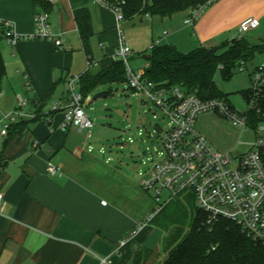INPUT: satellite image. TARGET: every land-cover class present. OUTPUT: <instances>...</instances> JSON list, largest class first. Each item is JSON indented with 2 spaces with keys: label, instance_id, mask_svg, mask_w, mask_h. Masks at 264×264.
Instances as JSON below:
<instances>
[{
  "label": "crops",
  "instance_id": "obj_1",
  "mask_svg": "<svg viewBox=\"0 0 264 264\" xmlns=\"http://www.w3.org/2000/svg\"><path fill=\"white\" fill-rule=\"evenodd\" d=\"M50 1L49 29L61 39V49L52 38H30L37 13L34 0H0V21L12 22L22 37L11 45L0 26V53L6 65L0 121L4 114L22 113L7 136L0 134V191L5 194L0 264H134L139 249L150 250L144 264H157L164 254L156 241L164 231L153 220L146 221L156 206L142 185L148 169L131 164L118 148L112 151L94 142V126L82 131L64 126L70 76L95 74L116 60L120 32L115 14L96 0ZM232 1H218L194 26L185 24L189 12L179 18L136 16L146 23L138 27L121 22L130 55L155 44H174L189 52L216 46L213 43L221 36L234 39L230 37L238 35L235 30L250 15L232 18L236 16ZM79 8L90 11L91 54L84 50L75 20ZM21 99L27 101L25 106ZM55 103L60 107L52 111ZM49 162L60 168L58 174L49 173Z\"/></svg>",
  "mask_w": 264,
  "mask_h": 264
},
{
  "label": "built area",
  "instance_id": "obj_2",
  "mask_svg": "<svg viewBox=\"0 0 264 264\" xmlns=\"http://www.w3.org/2000/svg\"><path fill=\"white\" fill-rule=\"evenodd\" d=\"M111 9L120 32V46L115 51L116 60L123 59L127 67L129 88L137 95L152 99L169 117L166 130L161 133L164 146V159L143 173L142 185L149 192L156 193V206L146 221H152L163 206L180 193H190L195 197L197 206L212 219L226 218L238 224L254 241L264 243V61L251 72L252 88L247 95V109H237L229 100L221 97L202 99L195 94H185L180 88L157 89L144 78V68L135 71L129 55L132 49L120 28L124 18L125 0H96ZM216 0H209L211 4ZM208 4L192 8L185 24L194 26ZM259 25L255 17L244 19L239 25L243 35ZM3 36L8 43L15 45L22 37L15 32L12 22L1 20ZM49 13L37 12L35 31L30 38H52L58 48H62L60 38L54 37L49 29ZM89 61V65H91ZM242 62V65H245ZM81 75L75 74L68 79L69 104L64 113V126L74 125L90 130L94 121L87 113L84 97L79 90ZM21 99L20 105L25 106ZM58 103L52 111L59 109ZM215 112L244 128L253 129L256 136L246 152L233 153L218 149L207 136L196 128L200 114ZM21 112L4 114L0 121V134L7 136L11 124ZM52 175L60 168L48 163ZM167 191L168 200L163 201L162 192ZM5 194L0 191V213L3 211ZM141 227V226H140ZM134 229L129 239L140 230ZM106 261V260H104Z\"/></svg>",
  "mask_w": 264,
  "mask_h": 264
},
{
  "label": "trees",
  "instance_id": "obj_3",
  "mask_svg": "<svg viewBox=\"0 0 264 264\" xmlns=\"http://www.w3.org/2000/svg\"><path fill=\"white\" fill-rule=\"evenodd\" d=\"M208 3L209 0H125L124 18L140 15L172 17ZM34 4L37 12H49L52 8L50 0H34ZM75 20L84 50L91 54L94 29L90 11L76 9ZM258 52H264V40L252 42L243 34L220 45L200 46L189 52L179 50L174 44H155L139 55L147 62L144 78L157 89L178 87L185 94H195L202 99L221 97L229 100L218 87L216 74L220 71L225 79H230L242 62H250ZM5 75L6 65L0 53V93ZM122 82L128 83L127 67L123 59H118L95 74L90 71L81 74L79 90L85 99L99 86ZM262 155L264 160V151ZM191 198L190 193L178 194L153 219L156 225L168 231L174 225L181 226L182 219L192 213L188 233L182 235L181 229L176 228L177 231L168 236L164 258L159 264H264V243L254 241L229 219H212L198 206H192ZM149 254L150 250L139 249L134 264H144Z\"/></svg>",
  "mask_w": 264,
  "mask_h": 264
},
{
  "label": "rangeland",
  "instance_id": "obj_4",
  "mask_svg": "<svg viewBox=\"0 0 264 264\" xmlns=\"http://www.w3.org/2000/svg\"><path fill=\"white\" fill-rule=\"evenodd\" d=\"M207 5L202 14H205L212 6L218 3ZM232 3L236 6L235 12L238 15H250L259 20V25L245 33V35L252 42H261L264 40V0H233ZM235 6H231L233 9ZM186 15L185 12H179L176 18ZM182 18V17H181ZM147 22V20L145 21ZM197 22V21H196ZM122 24H130L134 26H142L139 18L133 17L132 19H124ZM182 25L183 20H182ZM196 25V23H195ZM233 25V29L236 27ZM186 26V25H184ZM187 27V26H186ZM239 29V27H238ZM191 32L192 28H189ZM238 37L239 30H235ZM197 34V33H196ZM227 38L222 37L216 40L214 45L222 44ZM227 41V40H226ZM203 45H208L207 42ZM212 45V44H211ZM144 51V50H143ZM141 52V51H140ZM264 61V52H258L255 57L247 62L242 67L235 70L234 75L230 79H225L219 71L215 80L222 92L228 95L229 100L237 109H247V95L252 88L251 72L254 68ZM129 62L137 72L141 71V67L145 66L146 60L139 55L136 50L133 55H129ZM80 88V86H79ZM106 91L108 94L103 97L94 99V96L99 92ZM84 105L90 117L94 121V128L91 130L93 133L94 142L108 146L112 151L118 148V153L124 157L129 158V162L137 165L140 169H149L156 163H160L164 159V146L161 140V133L166 130L169 117L165 114L164 110L159 107L152 99L146 96L137 95L133 92L127 82L113 83L109 86H99L91 91L84 99ZM206 113L215 114L213 117H204ZM199 115L196 128L209 140L213 142L218 141L221 147L216 146L218 149L225 152L241 153L250 149L251 143L255 139V132L253 129L245 130L244 128L235 125L232 120L223 117L213 111L206 112ZM201 126H203L202 130ZM123 147V148H121ZM138 169V170H139ZM155 200L156 193L150 192ZM193 196V195H192ZM161 198L163 201L168 200L169 194L163 191ZM192 206H197L195 197L191 198ZM156 204V200H155ZM195 214V209H193ZM192 213L188 218H183L184 223L179 227L174 225L168 231L163 230V235L158 238L157 249L160 254H165L164 249L168 236L177 229H181L182 235L188 233L190 229ZM186 222V223H185ZM159 264V262L157 263Z\"/></svg>",
  "mask_w": 264,
  "mask_h": 264
},
{
  "label": "water",
  "instance_id": "obj_5",
  "mask_svg": "<svg viewBox=\"0 0 264 264\" xmlns=\"http://www.w3.org/2000/svg\"><path fill=\"white\" fill-rule=\"evenodd\" d=\"M108 93L106 91L104 92H99L94 96V99L99 98V97H103L106 96ZM135 248H137V246H135Z\"/></svg>",
  "mask_w": 264,
  "mask_h": 264
}]
</instances>
